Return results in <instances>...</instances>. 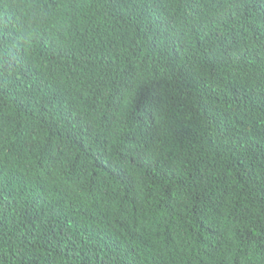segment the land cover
Masks as SVG:
<instances>
[{
	"label": "trees",
	"instance_id": "1",
	"mask_svg": "<svg viewBox=\"0 0 264 264\" xmlns=\"http://www.w3.org/2000/svg\"><path fill=\"white\" fill-rule=\"evenodd\" d=\"M0 264H264V0H0Z\"/></svg>",
	"mask_w": 264,
	"mask_h": 264
}]
</instances>
